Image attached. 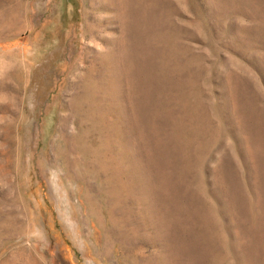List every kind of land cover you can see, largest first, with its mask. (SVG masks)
Wrapping results in <instances>:
<instances>
[{
	"label": "rangeland",
	"instance_id": "374dc122",
	"mask_svg": "<svg viewBox=\"0 0 264 264\" xmlns=\"http://www.w3.org/2000/svg\"><path fill=\"white\" fill-rule=\"evenodd\" d=\"M0 264H264V0H0Z\"/></svg>",
	"mask_w": 264,
	"mask_h": 264
}]
</instances>
